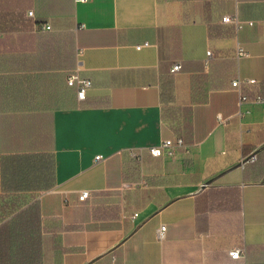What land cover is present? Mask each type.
Here are the masks:
<instances>
[{"label":"crops","instance_id":"obj_1","mask_svg":"<svg viewBox=\"0 0 264 264\" xmlns=\"http://www.w3.org/2000/svg\"><path fill=\"white\" fill-rule=\"evenodd\" d=\"M18 200L42 264H264V0H0V204Z\"/></svg>","mask_w":264,"mask_h":264},{"label":"trees","instance_id":"obj_2","mask_svg":"<svg viewBox=\"0 0 264 264\" xmlns=\"http://www.w3.org/2000/svg\"><path fill=\"white\" fill-rule=\"evenodd\" d=\"M17 202L0 204V264H42L38 202L27 207Z\"/></svg>","mask_w":264,"mask_h":264},{"label":"built area","instance_id":"obj_3","mask_svg":"<svg viewBox=\"0 0 264 264\" xmlns=\"http://www.w3.org/2000/svg\"><path fill=\"white\" fill-rule=\"evenodd\" d=\"M82 2H86L88 0H79ZM31 14V13H30ZM224 22H228V23H235L238 25L239 28H241V24L240 22H238V19L236 17H231V16H227L223 18ZM49 29V27H44V30ZM210 55V52L208 53ZM247 55V53L239 48L238 50V56L242 57ZM181 69V65L180 64H176L173 67V72H176L178 70ZM244 82H254L251 80H241V79H237L233 82V87L234 88H239L240 85ZM68 84L71 87H76L77 88V96L79 100H84L86 98L87 95V90L91 87V82L89 80L86 79H82L80 78L78 75H71L68 79ZM245 98L241 97V101H243ZM185 143L183 141L182 138H176V139H168V140H164L160 146L156 147V148H152L150 150V153L152 156L154 157H160V156H167L169 158H173L175 157V155L177 154V152L180 149H184ZM132 156L137 159V160H142V155L141 154H137V153H133ZM101 156H97L96 160H101ZM255 157L253 156L252 158H250V160H254ZM90 192H83L82 196L80 197L81 200H85L88 196H89ZM166 226H162L159 231H158V237L160 239H163L166 233ZM229 255L231 257L232 260L234 261H241L244 258V250L242 248H234L233 250H231L229 252Z\"/></svg>","mask_w":264,"mask_h":264}]
</instances>
